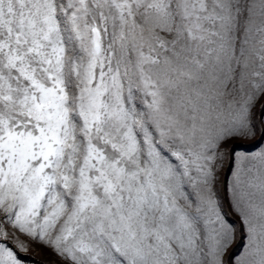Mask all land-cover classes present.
<instances>
[{
    "label": "snow or ice",
    "instance_id": "1",
    "mask_svg": "<svg viewBox=\"0 0 264 264\" xmlns=\"http://www.w3.org/2000/svg\"><path fill=\"white\" fill-rule=\"evenodd\" d=\"M33 254L264 264V0H0V264Z\"/></svg>",
    "mask_w": 264,
    "mask_h": 264
},
{
    "label": "rangeland",
    "instance_id": "2",
    "mask_svg": "<svg viewBox=\"0 0 264 264\" xmlns=\"http://www.w3.org/2000/svg\"><path fill=\"white\" fill-rule=\"evenodd\" d=\"M246 147H250V146L246 145ZM257 147H259V145H257ZM33 258H35L36 260L41 259L40 256L33 254L32 256H29V257L26 258V264H32Z\"/></svg>",
    "mask_w": 264,
    "mask_h": 264
}]
</instances>
